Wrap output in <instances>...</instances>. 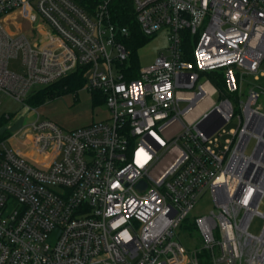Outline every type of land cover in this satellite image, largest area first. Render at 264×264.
<instances>
[{"label":"built area","instance_id":"built-area-1","mask_svg":"<svg viewBox=\"0 0 264 264\" xmlns=\"http://www.w3.org/2000/svg\"><path fill=\"white\" fill-rule=\"evenodd\" d=\"M112 1L0 0V92L38 114L17 131L24 149L7 143L16 116L0 124V264H264V83L243 101L237 76L264 77V0H133L142 33L167 34L137 76ZM17 10L31 33L2 22ZM79 68L108 117L67 130L41 119L27 99ZM207 194L214 207L193 217ZM182 232L198 234L192 254Z\"/></svg>","mask_w":264,"mask_h":264},{"label":"rangeland","instance_id":"rangeland-1","mask_svg":"<svg viewBox=\"0 0 264 264\" xmlns=\"http://www.w3.org/2000/svg\"><path fill=\"white\" fill-rule=\"evenodd\" d=\"M86 1V0H85ZM4 25L12 32V33H31L32 30V22L27 16H25L21 11L17 10L11 12L10 14L3 15L1 17ZM39 37V35L37 34ZM165 46H167V34L165 32L160 33L157 37L153 38L151 42L141 46L138 49L139 62L141 67H145L154 62L157 55L165 51ZM167 52V51H166ZM10 68L16 71L22 70V57H16L10 59ZM238 82L242 88L241 100H246L248 95V90L250 86L258 83H264V77H260V79H256L254 75H244L241 78L240 72L238 71ZM87 77V75H86ZM86 85V84H85ZM239 93V92H238ZM238 93H236L238 95ZM88 93L85 90H79L78 92L68 93L66 95L60 96L58 98L48 100L43 104L38 106H33L29 104L32 108H37L38 113L40 114L41 119H50L56 123H58L65 130L77 128L83 125H87L92 123L93 121L101 120L107 118L109 112L104 105V101H101V97H96ZM212 100L218 102L219 96L217 94H212ZM230 98L234 101L237 112L240 111L239 101L235 99L234 96H230ZM261 101L264 102V95L261 98ZM209 100L202 102L198 107H196L191 113H189L186 117L183 118L186 124H189L193 121L205 107L208 105ZM187 106L186 102L181 103V108H185ZM6 113H10L16 116V120L14 121L12 128L10 129L9 134H13L20 130L21 127L25 124H29L30 122L37 119L36 110L27 109L22 102L17 101L13 97L0 92V124L4 123L5 120L2 118ZM237 121H233L228 125V129L231 127H236ZM5 125L0 128V131L5 130ZM20 132H17L14 137H11L7 143L14 148H22V140L20 138ZM212 198L210 194L204 196L197 204L195 209L192 211V216L196 217L199 215H203L208 213L213 208ZM263 225V220L259 217H256L252 221L251 231L255 234L260 233ZM181 233V241L185 245L188 253H193L194 249L200 247L201 241L197 240L198 234L195 233L193 237L194 243L192 242L190 236L188 234Z\"/></svg>","mask_w":264,"mask_h":264},{"label":"trees","instance_id":"trees-1","mask_svg":"<svg viewBox=\"0 0 264 264\" xmlns=\"http://www.w3.org/2000/svg\"><path fill=\"white\" fill-rule=\"evenodd\" d=\"M97 0H83V6L86 7V2L89 7L92 8L93 4ZM110 11L112 14L113 21L120 26H126L129 29V35L124 40L126 46L131 50V71L133 76H137L139 69L141 68L138 56V49L151 42L154 37H148L141 31L139 23L137 22L135 15V7L133 0H113L110 4ZM186 55L189 59H193V44L190 38H186L184 41ZM208 76L212 83L219 89H225V79L222 72L213 71L210 73H204ZM87 83L86 71L83 68H79L77 71L61 78L57 82L40 88L34 92L28 99L27 102L33 106L43 104L48 100L58 98L72 92H78ZM96 97H100L99 94L94 93ZM103 102V99L101 98ZM2 119L0 118V121Z\"/></svg>","mask_w":264,"mask_h":264},{"label":"water","instance_id":"water-1","mask_svg":"<svg viewBox=\"0 0 264 264\" xmlns=\"http://www.w3.org/2000/svg\"><path fill=\"white\" fill-rule=\"evenodd\" d=\"M142 186H145L144 182H141V183L139 184V187H140V188H141Z\"/></svg>","mask_w":264,"mask_h":264}]
</instances>
